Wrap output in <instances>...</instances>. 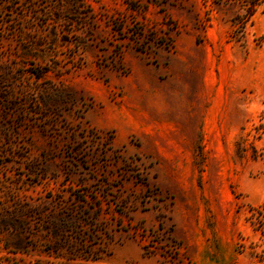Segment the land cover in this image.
<instances>
[{
    "label": "rangeland",
    "instance_id": "374dc122",
    "mask_svg": "<svg viewBox=\"0 0 264 264\" xmlns=\"http://www.w3.org/2000/svg\"><path fill=\"white\" fill-rule=\"evenodd\" d=\"M263 112L264 0H0V264H264Z\"/></svg>",
    "mask_w": 264,
    "mask_h": 264
},
{
    "label": "trees",
    "instance_id": "16d2710c",
    "mask_svg": "<svg viewBox=\"0 0 264 264\" xmlns=\"http://www.w3.org/2000/svg\"><path fill=\"white\" fill-rule=\"evenodd\" d=\"M263 114H264V112H263ZM260 129V128H259ZM261 130V129H260Z\"/></svg>",
    "mask_w": 264,
    "mask_h": 264
}]
</instances>
